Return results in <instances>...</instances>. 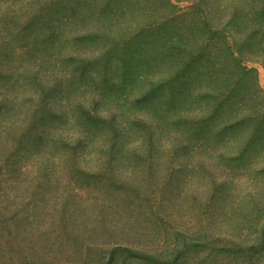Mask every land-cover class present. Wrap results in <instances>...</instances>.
Instances as JSON below:
<instances>
[{
	"label": "trees",
	"instance_id": "obj_1",
	"mask_svg": "<svg viewBox=\"0 0 264 264\" xmlns=\"http://www.w3.org/2000/svg\"><path fill=\"white\" fill-rule=\"evenodd\" d=\"M249 53L264 64V0H0V264H119V257L188 264L183 226H175V241L104 242L103 256L79 260L66 206L87 217L76 206L82 194L71 179L54 185V177L74 178L87 147L107 160L149 159L168 133L161 157L228 162L254 175L247 192L264 194V96ZM115 75L137 90L126 97L121 122L99 110L108 105L105 92L88 90L116 87ZM131 116L143 131L142 149L129 145ZM141 231L145 237L151 229ZM216 234L207 243L215 258L231 242Z\"/></svg>",
	"mask_w": 264,
	"mask_h": 264
},
{
	"label": "rangeland",
	"instance_id": "obj_2",
	"mask_svg": "<svg viewBox=\"0 0 264 264\" xmlns=\"http://www.w3.org/2000/svg\"><path fill=\"white\" fill-rule=\"evenodd\" d=\"M184 5L187 2H183L182 6ZM259 38L263 40L261 36ZM245 57L248 64L257 69L264 96V64L260 55L249 53ZM114 77L115 81L111 84H116V87L111 88L109 83V87L103 90L102 87L98 88L99 85L91 84L88 90L90 96L105 92L108 105L104 103L99 110L106 113L108 110V116L118 113V120L121 122L124 120L119 117L124 112L121 109L129 113L124 105L127 102L126 97L133 95L135 98L137 90L131 85L125 87L120 75ZM134 106L133 101L130 107ZM130 120L134 124L129 134V145L142 149L144 146L141 143L142 135L137 119L131 116ZM121 127L125 128V124ZM95 128L97 130L96 126ZM95 130L91 137L93 140L98 139ZM106 133L109 135L110 131ZM88 135L87 133L86 136ZM168 141L171 142L168 133L156 140L155 156L149 159H145L144 155H127V158L121 156L119 159L107 160L100 149L87 147L85 157L80 159V170L74 178L65 177L64 173L54 177V185L60 182L68 184L71 179L72 187L78 188L82 194L77 199L76 206L87 217L79 216L74 205L69 206L67 203L66 206L67 211L73 212V216L71 214L67 220L70 238L81 243L77 248L71 242L73 254L77 249L79 251L76 258H89L93 262V255L89 253H100L103 256L105 246L101 244L104 242L112 243L111 245L125 242L141 244L139 240L155 242L159 238L175 241L179 235L175 226H183L188 235L189 250L192 251L188 264H197L195 245L198 242L201 244L202 264H264V213L259 214L260 208L264 207V194L253 196V193L247 192L251 186L248 178L254 175H242L238 167L230 166L224 161L217 164V160L211 167L208 165L211 162L186 160L181 156L172 159L171 153L161 157L158 155L159 144H167ZM58 164L57 168L61 169ZM203 165L213 169L212 172L205 173ZM217 167L227 175L213 172ZM51 210L56 217V210ZM257 222L260 225L258 231L261 232L255 240L252 232H256ZM144 226L151 229L145 237L141 233ZM155 230L161 232L159 236ZM217 232L226 239H231V242L225 247V252L215 258L208 256L207 243L208 238L217 236ZM258 237L261 240L257 242ZM119 262L125 264L124 258L119 257Z\"/></svg>",
	"mask_w": 264,
	"mask_h": 264
}]
</instances>
